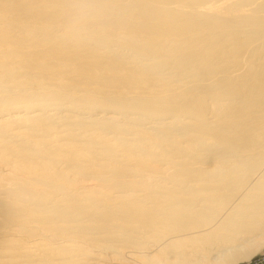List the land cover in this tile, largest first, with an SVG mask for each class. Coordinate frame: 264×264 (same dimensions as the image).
I'll return each mask as SVG.
<instances>
[{"label":"bare ground","instance_id":"bare-ground-1","mask_svg":"<svg viewBox=\"0 0 264 264\" xmlns=\"http://www.w3.org/2000/svg\"><path fill=\"white\" fill-rule=\"evenodd\" d=\"M262 247L264 0H0V264Z\"/></svg>","mask_w":264,"mask_h":264},{"label":"rangeland","instance_id":"rangeland-1","mask_svg":"<svg viewBox=\"0 0 264 264\" xmlns=\"http://www.w3.org/2000/svg\"><path fill=\"white\" fill-rule=\"evenodd\" d=\"M264 264V247H262L259 251L252 254L247 260H242L237 262L236 264Z\"/></svg>","mask_w":264,"mask_h":264},{"label":"built area","instance_id":"built-area-1","mask_svg":"<svg viewBox=\"0 0 264 264\" xmlns=\"http://www.w3.org/2000/svg\"><path fill=\"white\" fill-rule=\"evenodd\" d=\"M247 264H249V263H247Z\"/></svg>","mask_w":264,"mask_h":264}]
</instances>
